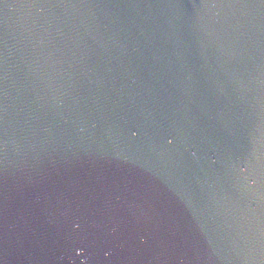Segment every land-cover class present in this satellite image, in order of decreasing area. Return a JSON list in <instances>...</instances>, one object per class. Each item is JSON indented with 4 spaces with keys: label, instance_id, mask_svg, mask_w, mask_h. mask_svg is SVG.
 <instances>
[{
    "label": "water",
    "instance_id": "95a60500",
    "mask_svg": "<svg viewBox=\"0 0 264 264\" xmlns=\"http://www.w3.org/2000/svg\"><path fill=\"white\" fill-rule=\"evenodd\" d=\"M0 264H264V0H0Z\"/></svg>",
    "mask_w": 264,
    "mask_h": 264
}]
</instances>
